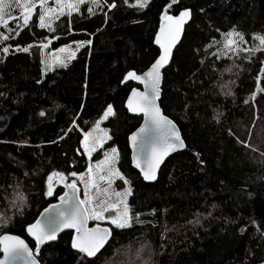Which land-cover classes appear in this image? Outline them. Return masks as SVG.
Masks as SVG:
<instances>
[{
	"label": "trees",
	"instance_id": "trees-1",
	"mask_svg": "<svg viewBox=\"0 0 264 264\" xmlns=\"http://www.w3.org/2000/svg\"><path fill=\"white\" fill-rule=\"evenodd\" d=\"M112 2H84L44 28L39 11L27 25L9 24V52L0 51V234L22 236L41 264H78L73 231L37 250L27 227L64 190L45 194L50 175L71 180L116 148L132 213L148 219L113 226L92 264H264V0H149L143 8L114 0L109 8ZM184 8L192 20L164 72L160 105L187 149L147 183L131 165L128 138L141 117L126 109L134 84L123 78L158 56L161 15ZM228 32L243 42L235 36L226 47ZM76 41L90 43L67 65L44 72L46 43L55 50ZM109 105L110 140L89 160L83 133Z\"/></svg>",
	"mask_w": 264,
	"mask_h": 264
},
{
	"label": "snow or ice",
	"instance_id": "snow-or-ice-1",
	"mask_svg": "<svg viewBox=\"0 0 264 264\" xmlns=\"http://www.w3.org/2000/svg\"><path fill=\"white\" fill-rule=\"evenodd\" d=\"M93 2L98 3V0H93ZM148 2L149 0H136V4L139 8L145 7ZM176 2L177 0H172V3ZM125 3H127V0H125ZM13 5L23 10L21 16L23 24H28L33 12V4L21 3V0H0V26L7 27L10 20L17 19L7 11V9L13 7ZM41 6H43V0H41ZM107 6L109 8L115 7L116 5L114 0ZM68 7L73 11L75 10V7L72 4H69ZM166 7H171V5ZM89 11H91V9H89ZM189 16V9L181 10L176 16L167 14L161 15V21H167L168 23L167 26H165L163 23L161 24V29L155 37V43L159 45L160 48L158 58L155 59L149 70L145 72L143 76H138L135 72L129 71L123 78L124 80H128L129 78L139 80L150 89V95L139 93L133 89L132 95L128 98L127 105L128 110L131 112H143L147 121L145 125H142L141 128L129 138L134 145L139 143L141 146V151L143 152L145 149L146 138L151 133L157 134V139L151 141L147 145V166H143L140 163L137 155L134 154L132 158L133 164L141 169V175L145 181H153L156 179V169L159 167L161 161L169 153V151L174 150L175 147H184V143L181 140L175 125L171 120L167 119L161 114L160 108L156 104V99L160 95L159 84L161 79V69L169 63L173 46L176 44L180 35L181 26L189 18ZM44 19L45 14L42 13L40 15L41 28L48 26L44 23ZM233 36H236L240 42H243L244 40L243 36H241L239 33L228 32L226 34V37L228 38V44H226V47L231 44H236V41L231 39ZM10 38V36H3V34H0V39L6 40ZM78 43L82 45L83 42ZM88 43H90V41H88ZM260 45L264 46V38L260 39ZM236 47L238 48L239 45L237 44ZM20 50L28 52L29 48L25 47ZM230 50L233 52L236 51L235 48ZM0 51L7 55L9 48L4 47L0 49ZM41 63H44V61H41ZM46 67L50 70L51 65H46ZM0 95L3 94L0 93ZM113 114V108L111 105H109L104 112V117L106 118ZM40 115L43 116L44 113L41 112ZM73 123H75V121H73ZM88 140L89 136L86 135L85 140L81 141V144L85 148V152L90 154L94 148H89V144L87 143ZM91 143L95 145L98 143V141L96 138H92ZM117 158V149L112 148L111 155L104 162L106 167L101 169V171L104 172V175H99V172L94 173L91 167L89 168L87 172V179L84 181L85 199L72 205L70 211L68 212L63 210L58 211V218L54 221H50V223L54 224L55 226L40 227L39 222L28 225L27 231L32 237H34L35 248L37 250H39L40 246L45 242L55 240L56 233L61 229V227L72 228L75 229L76 234L71 238V248L76 250L78 264H92V260L90 258L96 257L97 253H99L104 247L109 236V230L107 228H93L91 230L87 229L85 227V223L88 219H105L104 213L109 212L110 209H115L119 204L123 206V211H117L115 216L110 215L108 217L111 224L114 225L115 228H129L133 219H135L137 223H143L139 220V213H137L135 217L129 216L126 200L127 197L132 194V188L129 186V181L122 175L119 169L115 167L114 161ZM53 175L59 177L61 174L54 173L50 175L48 177L49 181L53 179ZM72 175L76 174L72 173ZM113 178H118L119 180L123 181V185L125 186L122 189V192L116 191L114 193V195L120 199L114 203L108 204L107 206L104 205L103 201H98L96 205H93L92 198L88 194V189L90 187H96L97 191L100 190L97 187V179L100 181H106L110 187ZM65 187H71L75 191V184H66ZM105 191H107V189H105ZM45 194L52 195L51 184H49L48 191ZM18 199L20 200V205H22L23 197L18 196ZM61 200L63 203H67L64 197H61ZM20 205L13 203V207L17 208L18 213L20 212ZM45 211L47 212L48 209H45ZM5 220L6 217L0 219V222H4ZM195 223H199V220H196ZM0 242L3 243V252L5 254V259L0 261V264H14V261L24 254H26V264H38L35 259H32V253L24 244V241L18 237L5 235L0 237Z\"/></svg>",
	"mask_w": 264,
	"mask_h": 264
},
{
	"label": "rangeland",
	"instance_id": "rangeland-1",
	"mask_svg": "<svg viewBox=\"0 0 264 264\" xmlns=\"http://www.w3.org/2000/svg\"><path fill=\"white\" fill-rule=\"evenodd\" d=\"M87 1H90V0H43V6H41V0H21V3L33 4L34 7H33L32 15L36 11H39V25L41 23L40 15L42 13H44L45 14L44 23L46 25L50 26L54 21H56L61 16L65 15V14L77 12L80 9V6L84 2H87ZM69 4H72L75 7L74 11L68 7ZM7 11L13 17L17 18V19L10 20L9 24L13 21H15V23L17 25L23 24V21L21 18L23 10L21 8L13 5V7L7 9ZM5 18H7V17H5ZM48 26H46V27H48ZM8 30H9V25L7 27L0 26V34H3V36H9ZM231 39L232 40L235 39V36H233ZM8 41H9V39H6V40L0 39V46L3 48L4 47L9 48V45L7 44ZM227 41H228V38L226 39V42ZM78 42H83V43L81 45ZM88 44L89 43L87 41H76V42L64 45L58 49L52 50L50 48V43L49 42L46 43L44 45V49H43V61H44L43 70H44V72H48V71H51L57 67L67 65L73 58H75L77 53L83 47H85ZM46 65H51L50 70L46 67ZM113 113H114V108H113ZM113 115H110V116L105 118L104 114H103L102 117L87 132L83 133L82 141L85 140V136L88 135L89 140L87 141V143L89 144V148H94V150H92L90 152V154H88L85 152V148L81 144L82 150L89 160L91 159L92 155L96 151L101 149L110 140L109 129L106 127V122ZM92 138H96L98 143L95 145L92 144L91 143ZM111 149L104 152V156L100 160H98L96 162L90 161L87 169L84 172L78 173V174L75 173L76 175L70 174L71 180H67L66 178H63V177L58 178L55 176L53 177V179L51 181L48 180V187H49V184H51V187H52V195L54 194L55 189L58 186L65 188V185L67 183L75 182L80 187L81 197H82V200H84L85 199V183H84V181L87 179V172H88L89 168L91 167V169L94 171V173L99 172V175H104V172L101 171V169H104L106 167L104 162L111 155ZM117 154H118V158L114 161V165L117 169H119V167H118V162H119L118 150H117ZM118 180H119L118 178H113V180L111 182V186L109 187V185L106 181H100L97 179V181H96L97 187L100 190L97 191L96 187H90L88 189V194L92 198V204L96 205L98 201H103L104 205L107 206L108 204H111V203L118 201L120 198L116 197L114 195V193L116 191L122 192V189L125 187L124 186L122 189H119L117 187V184H116ZM105 189H107V191H105ZM52 195H48V196L51 197ZM129 197L130 196H128L127 200H126V203L128 205V210H129V216L135 217L133 215L132 209L129 205ZM117 211L122 212L123 206L118 204L115 209H110L109 212H105L104 213L105 219H102V220L90 219V220H91L92 224L111 225L113 227L114 225L111 224L110 219H108V217L110 215L115 216ZM147 219H148L147 215H139L140 221H144ZM134 223H137L135 219H133L131 221V225H133Z\"/></svg>",
	"mask_w": 264,
	"mask_h": 264
},
{
	"label": "water",
	"instance_id": "water-1",
	"mask_svg": "<svg viewBox=\"0 0 264 264\" xmlns=\"http://www.w3.org/2000/svg\"><path fill=\"white\" fill-rule=\"evenodd\" d=\"M184 9H189V10H190V16H189V18L183 23V25L181 26V29H180V35H179V38H178L176 44L173 46L172 54H171V56H170V58H169V63H168L167 65H165L164 68L161 69V79H160V84H159L160 95H159V96L157 97V99H156V104H157V106L160 108V112H161V114H162L163 116H165L167 119L171 120L172 123L175 125L176 130H177V132L179 133L180 138H181V140H182L183 143H184V147H183V148L175 147L174 150L169 151V153H168V154L163 158V160L161 161L159 167L156 169V179L153 180V181H145V180L143 179V176L141 175V169L138 168V167H136L135 164H133V159H132V158H133V155H134V154L137 155L138 160L140 161V163H141L143 166H147V154H148V147H147V145H148L151 141L157 139V134H156V133H151V134L146 138V140H145V149H144L143 152L141 151V146H140L139 143L136 144V145H134L133 142H132L129 138H130L134 133H136V132L141 128L142 125H145V124L147 123V121H146V119H145V116H144V113H143V112H131V111L128 110V106H127V105H128V98H129V96L132 95V91H133V89H135V90H136L137 92H139V93H144V94H148V95H150V89L147 88V87L145 86V84L142 83V82H140L139 80H135V79H132V78H129L128 80H123L124 83H126V82H132V83L134 84V86H133L132 89L130 90V92H129V94H128V97H127V99H126V102H125L126 109H127V111H128L129 114H131V115H133V116L141 117V123H140V125H139V126H138V127H137V128H136V129L130 134V135H129V138H128V141H129V147H130V151H131V165H132V167H133V168H134V169L140 174L142 180H143L144 182H147V183H154V182H156V181L158 180V177H159L160 171H161L162 167L164 166V164L166 163V161H167V159H168L169 157H171L172 155H174V154H176V153H178V152H181V151H184V150L187 149V145H186V142H185V140H184V138H183V136H182V133H181L180 128L178 127V125L176 124V122H175L174 120H172L170 117H168V116L164 113V111H163V109H162V107H161V105H160V99H161V96H162V84H163V79H164V72H165V70L170 66V64H171V62H172V59H173L174 52H175L176 48L179 46V44L181 43V41H182V39H183V36H184L185 29H186L187 25H188V24L191 22V20H192V11H191V9H190V8H184ZM182 10H183V9H182ZM180 11H181V10H180ZM180 11H179V12H180ZM179 12L176 13V14H170V15H171V16H176V15L179 14ZM162 23L165 24V26H167V23H168V22H167V21H161L160 24H159V27H158V30H157L156 34L160 31V29H161V24H162ZM155 37H156V35H155ZM154 43H155V38H154ZM155 46L158 48L159 53H160L159 45H157V44L155 43ZM158 56H159V54H158ZM158 56H157L156 58H158ZM154 61H155V60H154ZM154 61H153V62H154ZM153 62H152V63H153ZM152 63H151V64H152ZM150 67H151V65H150L145 71H143V72H141V73H136V72H135V73H136V75H138V76H143V74H144L145 72H147V71L149 70ZM132 72H133V71H132ZM67 184H75V191H74L73 188H71V187H68V188L65 187L64 190H63V192L59 195L57 201H55V202L49 204L46 208H44L43 211H42V212L40 213V215L38 216V218H37V219L35 220V222H33L32 224H36L37 222H39L40 227L55 226L54 224H51L50 221H54V220H56V219L58 218V217H57V213H58V211L63 210V211H65V212H68V211H70L72 205H74L75 203H78L79 201H83V200H82V197H81V193H80V187H79L75 182H69V183H67ZM61 197H64L65 200L67 201V203H63L62 200H61ZM50 206H52V207H50ZM45 209H48V211L46 212ZM85 227H86L87 229H89V230H91V229H93V228H100V229L107 228V229L109 230V236H108V238H107V240H106V242H105L104 247L106 246V244H107V243L109 242V240L111 239V236H112V226H111V225L92 224L91 220L88 219V220L86 221V223H85ZM27 228H28V227H27ZM66 231H73V235L76 234L75 229L61 227V229L56 233V239L53 240V241H47V242H45L44 244H42V245L40 246V249L43 248V247H45V246H47V245H49V244H51V243H54V242L58 239V237H59L62 233L66 232ZM27 234H28V236H29L31 239H33V240L35 241L34 237H32V236L28 233V231H27ZM5 235H8V236H15V237H18L19 239L23 240V241H24V244L28 247L29 251L32 253V259H35V260L38 262V264H41L40 261L38 260L37 256H36V254L34 253V251L32 250L31 246L29 245V243L27 242L26 239H24L22 236H19V235H17V234H13V233H10V232L2 233V234H0V237H3V236H5ZM104 247H103V248H104ZM103 248H102V249H103ZM0 249H1L0 261H2V260L5 259V254H4V252H3V243H2V242H0ZM102 249H101V250H102ZM101 250H100V251H101ZM97 254H98V253H97ZM14 264H26V254H24V255L18 257V258L14 261Z\"/></svg>",
	"mask_w": 264,
	"mask_h": 264
}]
</instances>
